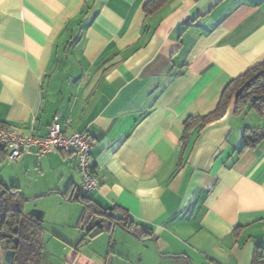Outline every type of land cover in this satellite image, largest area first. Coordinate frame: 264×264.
I'll return each mask as SVG.
<instances>
[{
  "label": "crops",
  "instance_id": "crops-1",
  "mask_svg": "<svg viewBox=\"0 0 264 264\" xmlns=\"http://www.w3.org/2000/svg\"><path fill=\"white\" fill-rule=\"evenodd\" d=\"M151 1L0 0V124L87 133L99 179L86 205L75 155L0 153L37 264H264V111L186 133L264 63V0Z\"/></svg>",
  "mask_w": 264,
  "mask_h": 264
},
{
  "label": "trees",
  "instance_id": "trees-1",
  "mask_svg": "<svg viewBox=\"0 0 264 264\" xmlns=\"http://www.w3.org/2000/svg\"><path fill=\"white\" fill-rule=\"evenodd\" d=\"M163 0H152L146 5V12L153 13L162 5ZM237 99L236 112L241 113L249 107L264 111V63L248 70L245 74L233 80L224 90L216 110L210 114L193 117L186 122V133L194 127L204 125L222 118L228 111L231 102ZM249 130L245 137V148H251L261 140L262 135L255 134ZM4 158L8 159V152ZM0 190L4 193V210L0 216V239L2 248L0 260H4L5 253L9 250L15 251V257L11 264H37L34 258L42 250V242L39 231L33 220L25 217L18 197L21 195L17 188L6 186L0 179ZM80 201L89 204L87 195H81ZM90 211L98 215L112 216L108 211L100 212L90 206ZM15 239L19 240L16 247ZM7 264V263H6Z\"/></svg>",
  "mask_w": 264,
  "mask_h": 264
},
{
  "label": "built area",
  "instance_id": "built-area-1",
  "mask_svg": "<svg viewBox=\"0 0 264 264\" xmlns=\"http://www.w3.org/2000/svg\"><path fill=\"white\" fill-rule=\"evenodd\" d=\"M0 150L8 152L11 162L25 154L42 157L55 150L75 155L81 175V193L88 195L98 188L99 179L91 164L92 143L88 134L76 132L67 135L58 120L50 125L45 137L22 135L17 128L0 124Z\"/></svg>",
  "mask_w": 264,
  "mask_h": 264
},
{
  "label": "water",
  "instance_id": "water-1",
  "mask_svg": "<svg viewBox=\"0 0 264 264\" xmlns=\"http://www.w3.org/2000/svg\"><path fill=\"white\" fill-rule=\"evenodd\" d=\"M3 195H4L3 191L0 190V210H2L3 207H4V199H3ZM31 215H32V216H35V214H32V213H31ZM115 217L120 218V219H123V218H124L123 214H119V213H116V214H115ZM39 219H40V218H39ZM95 223H96V225H97L99 228H101V229L103 228V224L101 223V221H96ZM14 241H15V244H16V247H17V246H18V243H19V240H18V239H15ZM14 257H15V251H13V250H9V251H7V252L5 253V261H6L7 263H9V264L12 263Z\"/></svg>",
  "mask_w": 264,
  "mask_h": 264
},
{
  "label": "rangeland",
  "instance_id": "rangeland-1",
  "mask_svg": "<svg viewBox=\"0 0 264 264\" xmlns=\"http://www.w3.org/2000/svg\"><path fill=\"white\" fill-rule=\"evenodd\" d=\"M41 206H45V204H44L43 202H41L40 207H41ZM138 251H139V250H137V249L135 248V254H134L135 256L138 255V254H140V253H142V252H138ZM144 251H145V253L147 254V251H146L145 249H144Z\"/></svg>",
  "mask_w": 264,
  "mask_h": 264
},
{
  "label": "flooded vegetation",
  "instance_id": "flooded-vegetation-1",
  "mask_svg": "<svg viewBox=\"0 0 264 264\" xmlns=\"http://www.w3.org/2000/svg\"><path fill=\"white\" fill-rule=\"evenodd\" d=\"M3 199H4V196H3ZM3 210H4V207H3V209H2V210H0V216H2V215H3Z\"/></svg>",
  "mask_w": 264,
  "mask_h": 264
}]
</instances>
